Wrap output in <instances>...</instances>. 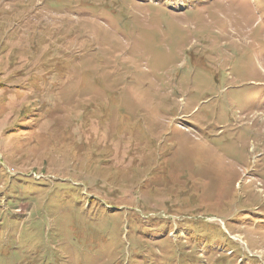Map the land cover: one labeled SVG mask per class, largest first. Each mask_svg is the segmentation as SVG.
Returning <instances> with one entry per match:
<instances>
[{
    "label": "rangeland",
    "instance_id": "1",
    "mask_svg": "<svg viewBox=\"0 0 264 264\" xmlns=\"http://www.w3.org/2000/svg\"><path fill=\"white\" fill-rule=\"evenodd\" d=\"M0 264H264V0H0Z\"/></svg>",
    "mask_w": 264,
    "mask_h": 264
}]
</instances>
